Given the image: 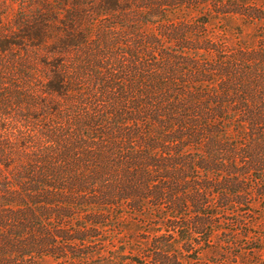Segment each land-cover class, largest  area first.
I'll return each instance as SVG.
<instances>
[{
    "label": "trees",
    "instance_id": "obj_1",
    "mask_svg": "<svg viewBox=\"0 0 264 264\" xmlns=\"http://www.w3.org/2000/svg\"><path fill=\"white\" fill-rule=\"evenodd\" d=\"M263 225L264 0H0V264H200Z\"/></svg>",
    "mask_w": 264,
    "mask_h": 264
},
{
    "label": "rangeland",
    "instance_id": "obj_2",
    "mask_svg": "<svg viewBox=\"0 0 264 264\" xmlns=\"http://www.w3.org/2000/svg\"><path fill=\"white\" fill-rule=\"evenodd\" d=\"M257 238H261V240H257ZM225 239V235L220 234L216 241ZM200 264H264V225L252 230L250 240L243 241L240 247L232 248L229 255L207 254Z\"/></svg>",
    "mask_w": 264,
    "mask_h": 264
}]
</instances>
